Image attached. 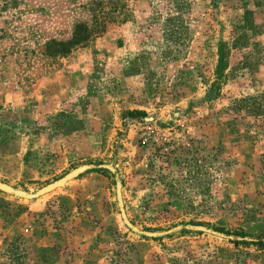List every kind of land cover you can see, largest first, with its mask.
I'll list each match as a JSON object with an SVG mask.
<instances>
[{"label":"rangeland","instance_id":"1","mask_svg":"<svg viewBox=\"0 0 264 264\" xmlns=\"http://www.w3.org/2000/svg\"><path fill=\"white\" fill-rule=\"evenodd\" d=\"M115 1L0 0V264H264L214 231L264 240V112L231 107H264V0H120L53 45Z\"/></svg>","mask_w":264,"mask_h":264},{"label":"trees","instance_id":"2","mask_svg":"<svg viewBox=\"0 0 264 264\" xmlns=\"http://www.w3.org/2000/svg\"><path fill=\"white\" fill-rule=\"evenodd\" d=\"M119 4H120V0L119 1L116 0L115 2H113L112 10L99 14L100 17L98 19L96 18L95 22H93L92 25L86 23L85 21L76 22L74 24L71 36L66 40H52L53 45L59 47L58 51L63 53L67 52L69 48L86 44L88 41H90V39L103 32L108 22L124 21L125 15L121 19H119V16L123 14V11L121 12L119 10V8L121 9L120 6L121 4L120 5ZM178 5L175 8L177 9L181 8V5L179 6ZM161 29L166 34L167 39H172V38L178 39L179 38L178 34H181L183 31H186V25H184L182 21H179L178 14H176V16L169 15L165 17L164 20L161 22ZM228 51H229V47L227 42L219 41L217 43V50H216L217 60L213 70L214 76L208 88L213 92L212 98H216L219 96L221 85L226 79L225 71L228 66ZM231 107L236 112L244 111V113L247 114L259 115L264 112L263 104L260 101H258L254 96H244L241 98H236L234 99ZM94 170L104 171V169H92L90 171H94ZM182 224L187 225V223H182ZM188 224L203 225V223L201 222H189ZM214 231L224 235L236 236L237 239L229 240L235 245L254 244L259 249L264 248L263 239L246 240L244 237H246L247 234L242 230L229 231L227 229H224L223 227L216 226L214 227ZM178 232L182 234L193 233V232L200 233V231L190 230L186 228H181ZM167 236H172V234H169Z\"/></svg>","mask_w":264,"mask_h":264},{"label":"water","instance_id":"3","mask_svg":"<svg viewBox=\"0 0 264 264\" xmlns=\"http://www.w3.org/2000/svg\"><path fill=\"white\" fill-rule=\"evenodd\" d=\"M85 168H86V167H85ZM69 176H71V174L67 175V177H69ZM64 179H65V178H62V179H60V180H58V181H56V182H54V183H51V184L45 186L41 191L44 192V191H47V190L52 189L53 187H55V186H57V185L62 184V183L64 182Z\"/></svg>","mask_w":264,"mask_h":264},{"label":"crops","instance_id":"4","mask_svg":"<svg viewBox=\"0 0 264 264\" xmlns=\"http://www.w3.org/2000/svg\"><path fill=\"white\" fill-rule=\"evenodd\" d=\"M48 106H49V105H45V106H43L42 109H41V112H42V111H47V110H49V109H46ZM32 112H34V111H32ZM37 112L39 113V111H37Z\"/></svg>","mask_w":264,"mask_h":264}]
</instances>
